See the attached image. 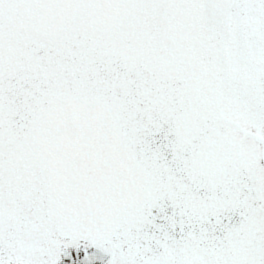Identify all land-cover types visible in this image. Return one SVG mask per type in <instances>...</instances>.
<instances>
[{
	"label": "snow or ice",
	"instance_id": "1",
	"mask_svg": "<svg viewBox=\"0 0 264 264\" xmlns=\"http://www.w3.org/2000/svg\"><path fill=\"white\" fill-rule=\"evenodd\" d=\"M0 264H264V0H0Z\"/></svg>",
	"mask_w": 264,
	"mask_h": 264
}]
</instances>
